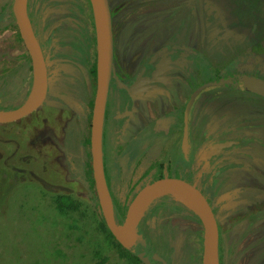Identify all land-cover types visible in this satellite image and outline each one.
I'll use <instances>...</instances> for the list:
<instances>
[{
    "label": "flooded vegetation",
    "instance_id": "obj_1",
    "mask_svg": "<svg viewBox=\"0 0 264 264\" xmlns=\"http://www.w3.org/2000/svg\"><path fill=\"white\" fill-rule=\"evenodd\" d=\"M258 1L106 0L111 67L101 152L114 223H122L145 184L182 180L211 210L218 264H236L254 246L256 229H264V97L237 88L243 77L264 83V25L258 24L264 16L257 12ZM11 2L4 8L10 17L0 20V36L18 55L0 71V111L19 107L31 82L30 71L9 75L21 63L30 69ZM24 11L45 70V97L34 113L54 110L63 126L74 118L78 168L71 169L86 190L84 140L96 56L89 1L25 0ZM192 221L200 225L164 193L152 198L137 220L143 245L121 247L107 235L120 259L134 256L142 264L137 258L142 254L148 264H173L176 235L184 232L181 240L199 255L187 264H200L201 234L190 235ZM246 241L248 247H240Z\"/></svg>",
    "mask_w": 264,
    "mask_h": 264
},
{
    "label": "rangeland",
    "instance_id": "obj_2",
    "mask_svg": "<svg viewBox=\"0 0 264 264\" xmlns=\"http://www.w3.org/2000/svg\"><path fill=\"white\" fill-rule=\"evenodd\" d=\"M5 2L0 0V9ZM256 8L264 16L263 0ZM258 24L263 27L264 17ZM3 44L0 36V71L18 55ZM61 120L54 110L43 108L0 125V170L7 169L11 179L0 183V196H6L5 201L0 198V264H139L112 250L95 201L71 169L78 168L76 123L73 118L63 126ZM14 181L18 185L9 192ZM56 198H65L68 206L57 207ZM191 230L190 235L201 234L197 222L192 221ZM182 233L176 235L180 241L172 249L173 264L199 257L181 240ZM254 242L236 264H264V229H256Z\"/></svg>",
    "mask_w": 264,
    "mask_h": 264
},
{
    "label": "water",
    "instance_id": "obj_3",
    "mask_svg": "<svg viewBox=\"0 0 264 264\" xmlns=\"http://www.w3.org/2000/svg\"><path fill=\"white\" fill-rule=\"evenodd\" d=\"M92 15L95 35V77L94 92L91 101L88 126L89 168L97 208L103 224L121 247L132 244L143 245L136 233V223L144 207L154 197L156 191L169 193L168 190L179 189L194 204V213L201 227L200 264H218L217 232L214 217L202 194L190 184L175 178H160L142 186L130 201L124 219L120 225L113 220L111 200L109 198L102 169L101 137L105 98L111 67V34L106 0H88ZM25 0H12L11 13L18 36L28 55L31 72V90L26 100L17 108L0 111V125L17 122L34 113L43 103L45 97V70L36 40L28 25L24 11ZM237 88L254 92L264 97V83L255 78L243 77ZM170 194V193H169ZM137 258L142 264H148L142 254Z\"/></svg>",
    "mask_w": 264,
    "mask_h": 264
},
{
    "label": "trees",
    "instance_id": "obj_4",
    "mask_svg": "<svg viewBox=\"0 0 264 264\" xmlns=\"http://www.w3.org/2000/svg\"><path fill=\"white\" fill-rule=\"evenodd\" d=\"M6 1V5H5V7H3V9H2V12L0 13V20H7V17H10V13H9V9H8V11L7 10H5L8 6H9V2H10V0H5ZM5 8V9H4ZM22 71V72H24V73H29V71H30V69H29V66H28V63L27 62H25V63H21L19 66H17V68H14L13 70H12V72L9 74L10 76H12L13 75V73L14 72H17V71ZM90 72H91V77H92V79H93V75H94V67L92 66V68H91V70H90ZM30 90H31V82H30V80H28V82H27V89H26V91H25V95L28 97V95H29V93H30ZM26 100V99H25ZM88 107L90 108V102H89V104H88ZM84 145H85V147H87V145H88V140H87V138H85V140H84ZM87 161H86V166H85V168H84V177H85V182H86V190H87V192H88V195L94 200L95 198H94V194H93V190H92V180H91V176H90V169H89V162H88V155H87ZM0 174H1V176H0V183L1 184H7V182L9 183V181H11V179H9V176H10V172H8L7 171V169L6 170H4V169H1L0 170ZM8 180V181H7ZM16 185H18L17 184V181H14V183H13V187L12 188H10V190H9V192L11 191V190H13L14 188H15V186ZM11 186V185H10ZM1 187V189H4L2 186H0ZM9 194V193H8ZM0 198L1 199H3L4 201H5V199H6V196H0ZM5 198V199H4ZM65 200V198H63L61 201H59L58 200V198H56L55 199V204H56V206L57 207H60V206H68V203H66V201H64ZM3 201V202H4ZM3 202H1L0 203V205H2L3 204ZM96 205V204H95ZM0 210H1V208H0ZM193 215L196 217V215L193 213ZM101 222H102V220H101ZM102 226H103V228H104V230L106 231V233L108 234V235H110L109 233H108V231L106 230V228H105V226H104V224H103V222H102ZM116 244V243H115ZM116 246L117 247H119V245H117L116 244ZM131 260H134V261H136V262H138V260L136 259V257H134V256H132L131 258H130Z\"/></svg>",
    "mask_w": 264,
    "mask_h": 264
},
{
    "label": "bare ground",
    "instance_id": "obj_5",
    "mask_svg": "<svg viewBox=\"0 0 264 264\" xmlns=\"http://www.w3.org/2000/svg\"><path fill=\"white\" fill-rule=\"evenodd\" d=\"M162 192L163 191H156L154 192L153 195H161ZM168 192L176 201L181 203L183 206H185L186 208H188L189 210L193 212L196 211L194 204L184 192H182L179 189H173V188L169 189Z\"/></svg>",
    "mask_w": 264,
    "mask_h": 264
}]
</instances>
